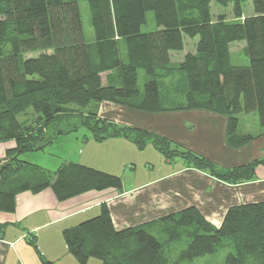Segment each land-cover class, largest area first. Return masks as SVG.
<instances>
[{"label":"trees","instance_id":"16d2710c","mask_svg":"<svg viewBox=\"0 0 264 264\" xmlns=\"http://www.w3.org/2000/svg\"><path fill=\"white\" fill-rule=\"evenodd\" d=\"M80 1L89 7L90 42ZM247 1L251 11L245 13ZM212 4L230 6L232 18L214 14ZM148 12L153 25L144 29ZM187 40L193 52L172 62L171 53L184 51ZM234 42H244L246 65L232 64ZM102 102L148 113L200 109L224 116L226 143L233 148L253 139L238 130L237 115L254 113L263 135L264 0H0V142H14L0 163V210L13 211L23 190L49 187L63 201L121 187L119 176L77 162L63 161L50 172L21 158L74 130L45 135L63 112L66 118L84 112L82 124L97 141L123 136L138 149L150 142L166 158L178 156L227 183L254 180L256 166L264 165L262 157L218 167L165 137L100 117ZM62 233L78 264L90 258L100 264H182L215 253L224 242L232 249L225 264H264V201L228 207L219 225L188 206L121 229L101 203L97 215Z\"/></svg>","mask_w":264,"mask_h":264},{"label":"crops","instance_id":"0c3cea01","mask_svg":"<svg viewBox=\"0 0 264 264\" xmlns=\"http://www.w3.org/2000/svg\"><path fill=\"white\" fill-rule=\"evenodd\" d=\"M98 114L108 120L112 118L119 125L138 127L164 136L171 143L202 155L222 168L247 163L254 156V147L251 146L256 140L245 144L248 147L243 145L238 149L227 145L226 118L206 110L148 113L102 102ZM60 135L68 133L57 135L51 144L28 154H47L46 151L52 147L61 148L59 146L67 143L70 151L60 153L58 166L63 161H72L120 175L121 187L89 190L63 201H59L49 187L37 192L19 191L14 197V210H0V225L3 226L0 232V264H43L42 260L51 264H78L67 251L62 232L97 215L101 203H106L114 226L121 229L157 221L188 206H195L208 221L219 225L228 207L264 201V166L255 168L254 180L227 183L207 172L187 166L180 157L166 158L147 142L144 148L149 147L157 154L156 160L161 172L151 177L147 164L141 170L146 175H140L141 171L137 173L135 167H126L124 151L136 148L129 138L117 136L97 141L90 133L69 136L72 139L66 136L59 139ZM13 147V141L0 142V163L5 159L6 150ZM89 147L91 149L87 151ZM108 147L110 151H107ZM262 147L256 148L262 152ZM92 150L104 165L103 169L87 155ZM24 154L21 155L22 159L39 165L33 162L32 157L31 160L23 158ZM55 155L52 154L53 157ZM107 157L108 160H102ZM41 167L50 172L57 168L50 170Z\"/></svg>","mask_w":264,"mask_h":264},{"label":"rangeland","instance_id":"374dc122","mask_svg":"<svg viewBox=\"0 0 264 264\" xmlns=\"http://www.w3.org/2000/svg\"><path fill=\"white\" fill-rule=\"evenodd\" d=\"M79 10H80V15H81L82 30H83L84 38L87 42H90L93 40L94 34H93V30H92L91 25H90L89 7H88V4L86 1H80L79 2ZM250 11H251V5L247 1L244 5V12L248 13ZM212 12L214 14H217L219 12H223L227 16V18H229V19L232 18V11H231L230 6L227 8H219V7L215 6L214 4H212ZM147 19H148V22H147V25L144 26V29L150 28L153 25V13L152 12L147 13ZM244 46H245L244 42H234L230 45V54H231L232 64L246 65L248 63V59L245 56V47ZM192 48H193L192 41L187 40L185 49L182 52L192 50ZM182 52L171 53V61L172 62L179 61L182 58V54H183ZM144 81H145V78L143 77V72L141 70H139L138 71V88L141 90L143 89ZM69 107L75 108V106H69ZM70 112H72V111H70ZM65 113L66 112L61 113V115H60L61 118L56 119L55 123H57L56 124L57 127H55V128H53L52 126L48 127V129L45 130V135H52V134L58 132V130L66 132L69 129H74L73 131L69 132L68 135H64L68 139H72V137H69V136H77V135H80L82 133H88V134L90 133L88 130V127H86L82 124V121H84L83 118L85 117V116L83 117L84 112H78V110L73 111V113H71V115H73V116H69L68 118H66ZM237 116L239 119L238 130L242 134L247 133V134L253 135V139L250 140L249 142L245 143V144H248V143L256 140L255 143L251 146L252 148L254 147L253 148L254 156H253L252 160H250L249 162H252L255 159L264 157V149L261 152V151H258L256 148L257 146H261V147L263 146L264 147V135L263 136L261 135L262 131L260 130V127L258 125L256 115L254 113L253 114L252 113H250V114L239 113ZM108 121L115 123L112 118L109 119ZM115 124H117V123H115ZM117 125L123 126V125H119V124H117ZM64 136L60 135L59 139H60V137H64ZM159 136H161V135H159ZM162 137H164V136H162ZM53 145H56V144H53ZM242 146L237 147L236 149L242 148ZM59 147H61V148L52 147L50 150L46 151L47 154H45V153L32 154L33 156H31V154L30 153L28 154V152H27L24 154L23 158L28 157L31 160V157H32V159H34L33 162H37L41 166L47 167L50 170H54L58 166V163L60 160L59 157L61 156L60 153L61 152L62 153L63 152L69 153V151H70L67 143L63 144L62 146H59ZM244 147H248V145H245ZM90 149H91V147H89V149L87 148L86 150L90 151ZM110 149L111 148L108 147L107 151H110ZM54 151L57 153H55ZM34 153H36V152H34ZM52 154H56L55 157H53ZM34 155H37V156H34ZM87 155L92 157V160H95L96 164L101 166L100 168H102V169L104 168V165L98 161L99 158L97 157L96 152H93V150H92V152L88 153ZM156 155L157 154L152 149H150L149 147L143 148V149H138L136 147V148H133L132 151H124V153H123V157L125 158V162H126L125 163L126 167H129V166H131L132 168L135 167L136 171L138 173V171H141L142 169H144V167L146 166L145 164H147L148 169H150V171L148 173L150 174L151 177L161 174V172H159L160 167L158 166L159 163L156 160ZM74 156H76V155H74ZM174 157H178V156H174ZM102 160H108V157L104 158ZM215 165L220 167V165L218 163H215ZM258 166H264V165L259 164ZM258 166H256V167H258ZM118 169L120 170V166ZM119 172L121 174V171H119ZM142 172L143 171H141L140 175L141 174L146 175L145 172H143V173ZM231 251H232L231 246L228 245L227 243L225 244V242H224L222 245L218 246V250L215 253L208 254V255H205V256H202L199 258H195L192 261L184 262L182 264H225V257ZM86 264H99V260L96 258H90V259H88Z\"/></svg>","mask_w":264,"mask_h":264}]
</instances>
